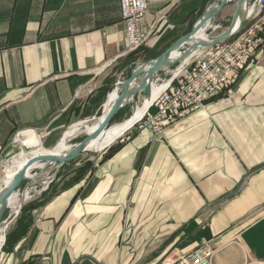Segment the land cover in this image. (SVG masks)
I'll use <instances>...</instances> for the list:
<instances>
[{
  "label": "crops",
  "instance_id": "obj_1",
  "mask_svg": "<svg viewBox=\"0 0 264 264\" xmlns=\"http://www.w3.org/2000/svg\"><path fill=\"white\" fill-rule=\"evenodd\" d=\"M216 2L148 0L152 52L164 54ZM132 53L120 0H0V178L25 152L23 132L49 150L94 119L108 74ZM67 178L30 190L1 264H173L203 240L264 264V47L203 111L158 135L128 131L60 188Z\"/></svg>",
  "mask_w": 264,
  "mask_h": 264
},
{
  "label": "built area",
  "instance_id": "obj_2",
  "mask_svg": "<svg viewBox=\"0 0 264 264\" xmlns=\"http://www.w3.org/2000/svg\"><path fill=\"white\" fill-rule=\"evenodd\" d=\"M120 9L127 41L135 51L146 42L143 19L148 0H120ZM247 18L248 24L231 39L199 51L182 70L172 73L161 94L129 131L151 127L155 134H161L168 126L203 111L210 101L229 90L245 71L252 51L264 45V0H254ZM6 177L4 173L0 178V192ZM217 254V248L203 240L195 251L173 264H215Z\"/></svg>",
  "mask_w": 264,
  "mask_h": 264
},
{
  "label": "water",
  "instance_id": "obj_3",
  "mask_svg": "<svg viewBox=\"0 0 264 264\" xmlns=\"http://www.w3.org/2000/svg\"><path fill=\"white\" fill-rule=\"evenodd\" d=\"M233 1L235 0H217L214 5L205 11L203 16L195 24L192 31L180 38L164 54L155 60L137 65L131 76L126 81L119 84L122 86L120 94L109 113L100 122V125L96 128V130L88 132L87 128L84 127L82 131L86 133V137L64 156H33L32 149L29 147H24L25 152L30 154L29 159L25 165L18 170L11 183L9 185L5 184L4 189L0 192V233H4L5 236V231L7 230L9 224L21 212L28 199L31 189L39 186L48 187L51 185L56 180L62 166L75 160L84 152H86L88 150V145L92 141L100 138L104 131L110 127L114 117L121 110L129 107L133 113L137 109V97L141 93L144 95V100L150 98L152 94V84L158 80L161 73L178 65L181 66L183 62H185L187 59H191L199 51L212 48L218 44L226 42L236 35L237 32L243 30V28L249 22L247 16L251 6H253L254 0H236V10L231 20L230 26L221 34L209 38L208 40L192 41V38L198 35L201 30L206 32L207 28L211 26L216 16L227 6L228 3ZM254 10L256 11L257 7H254ZM239 21L240 25L237 29L238 31H235L236 25ZM176 51L179 52L178 56H174V52ZM97 119L98 118H94L93 120L96 121ZM40 164H42L40 170L38 172L32 173V170H36V168H38L36 166ZM53 165L55 166V173L52 176L50 175L49 177L40 179L43 173ZM32 174L33 177H31ZM19 195V203H17L18 205L16 206V209H14V202H12V200L15 196ZM11 210L12 213L7 216V213ZM3 246L0 249V254Z\"/></svg>",
  "mask_w": 264,
  "mask_h": 264
},
{
  "label": "rangeland",
  "instance_id": "obj_4",
  "mask_svg": "<svg viewBox=\"0 0 264 264\" xmlns=\"http://www.w3.org/2000/svg\"><path fill=\"white\" fill-rule=\"evenodd\" d=\"M235 7H236V0L228 3L227 6L216 16L211 26H209L205 32L207 39L221 34L230 26L231 20L233 18L232 11L234 10ZM263 47L264 45L260 47L259 49H262ZM151 49H152L151 43L149 40L146 39V42L143 46L133 51L134 56L132 57L131 60L126 61L125 64L121 65L119 68L117 67L116 69L113 70V72H110L108 74V77L106 79L109 82V84H111V86L109 87L110 88L109 94L120 83L126 81L131 76L132 72L135 70L137 65L147 63L161 56V55H157L156 53H153ZM192 58L189 59L188 63L192 60ZM184 66H186V64ZM179 67L180 65L173 67L171 69H168L165 72L161 73L159 75L158 80L155 83L165 84L166 81L171 79L173 71L177 70ZM143 101H144V95L143 93H141L137 97L138 106ZM101 113L102 111L95 118H98L101 115ZM132 114H133L132 110L129 107L121 110L120 114L117 116V119L110 124V127L124 122L126 119L130 118ZM81 122H87V124H91L95 121L93 119L76 121L74 124H72L68 128H71L73 125L81 123ZM85 137H86V133L84 131H82V133L79 135H75L71 137L68 140V144L71 147V149L75 145L79 144ZM104 150L102 151L88 150L84 152L82 155H80L78 158H76L75 160L64 164L66 166L63 167L64 166L63 165L59 173L61 172V176L66 175V178L68 177L67 178L68 180H63L62 181L63 183L59 185L60 188L63 187L65 184L69 183L70 179L73 178L75 175H78V173H80L82 170L84 171L83 173L90 172L94 164L99 160L100 156L103 154ZM35 172H38V171H35ZM44 173L47 174L46 177H49L50 175L52 176L55 173V166L53 165L49 167ZM39 187H43V186H39ZM230 248L231 249L229 250L228 249L222 250V252L218 254V257H216V260H215V264H261L255 261L244 248L239 247L237 245L232 246ZM231 260H234L235 263H233Z\"/></svg>",
  "mask_w": 264,
  "mask_h": 264
},
{
  "label": "bare ground",
  "instance_id": "obj_5",
  "mask_svg": "<svg viewBox=\"0 0 264 264\" xmlns=\"http://www.w3.org/2000/svg\"><path fill=\"white\" fill-rule=\"evenodd\" d=\"M239 25H240V21L237 23L235 30L239 28ZM208 39L205 34V31L201 30L198 35L192 38V41L208 40ZM178 55H179L178 51L174 52V56H178ZM188 61L189 59L183 62V64L177 70L173 71V73L177 74L183 68V66L188 63ZM121 87H122L121 85H118L110 93L109 98L103 107L101 115L98 117V119L95 122L91 124H87V122H81V123L73 125L71 128H69L64 133L59 143L55 147L49 150L43 149L44 147L40 148V146L43 145L41 142V139L36 133L32 131L23 132L20 135L21 143L23 144V146L29 147L32 149L33 156H36V155H55L58 157L64 156L66 153H68L71 150V147L68 144V140L71 137L81 134L84 127L87 128L88 132H92L96 130V128L100 125V122L106 117V115L109 113L110 109L112 108L113 104L115 103L122 89ZM164 88H165V84L153 83L151 97L145 99L137 107V109L133 112L130 118L126 119L124 122L120 124H116L111 127H108L104 131V133L100 136L99 139L92 141L88 145V150L102 151L106 147L110 146L115 140L119 139L125 133H127L140 119L143 118L149 106L158 98V96L161 94ZM29 157L30 156H27V154L23 151L21 152L18 158L13 160V163L11 164L12 166L8 168V172H7V177H6L7 185L11 183V181L17 174L18 170L21 169L25 165ZM18 198L14 200V203H13L14 209H16V206L18 205L17 203H19ZM5 237L6 236H4V233H0V249L3 246Z\"/></svg>",
  "mask_w": 264,
  "mask_h": 264
},
{
  "label": "trees",
  "instance_id": "obj_6",
  "mask_svg": "<svg viewBox=\"0 0 264 264\" xmlns=\"http://www.w3.org/2000/svg\"><path fill=\"white\" fill-rule=\"evenodd\" d=\"M209 1V0H208ZM134 56V53H132L128 58H127V60L126 61H129V60H131L132 59V57ZM110 91V88H108V90H107V92H109ZM121 112V111H120ZM120 112L114 117V119H113V121L112 122H114L116 119H117V116L120 114ZM111 122V123H112ZM66 165H64L63 167H65ZM84 171L82 170L80 173H78V175H75L73 178H71L70 179V181H69V183L70 182H75V181H80L83 177H85L89 172H86V173H83ZM62 176H61V172L58 174V176H57V178H56V180H55V182L58 180V179H60ZM54 182V183H55ZM54 183L53 184H51V186H50V188H52V187H54ZM66 185V184H65ZM64 185V186H65ZM63 186V187H64Z\"/></svg>",
  "mask_w": 264,
  "mask_h": 264
}]
</instances>
